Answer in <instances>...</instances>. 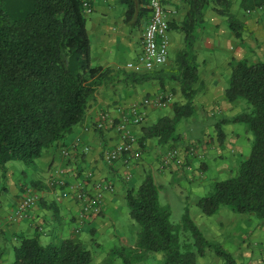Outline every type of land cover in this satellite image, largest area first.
I'll use <instances>...</instances> for the list:
<instances>
[{
	"label": "crops",
	"instance_id": "0c3cea01",
	"mask_svg": "<svg viewBox=\"0 0 264 264\" xmlns=\"http://www.w3.org/2000/svg\"><path fill=\"white\" fill-rule=\"evenodd\" d=\"M134 1L138 16V9L147 8V2ZM166 8L169 57L166 63L148 71L129 70L126 63L135 62L141 53L142 33L150 13L138 25L127 23L122 0H94L92 11L84 13L90 62L110 68L113 79H106L96 87L83 119L61 146L44 150L35 167L11 160L0 168V264H14V248L22 237L37 236L44 245L74 238L92 251L96 263H101L114 247L132 246L137 224L129 215L126 190L137 188L147 175L158 187L160 205L168 206L171 216L175 207L181 217L187 210L205 238L222 247L226 243L234 244L236 261H247L250 257L245 248L247 239L251 235L255 238L254 214L221 207L215 214L206 216L197 202L216 181L233 175L250 150L252 135L247 125L232 121L246 112L249 105L244 99L229 102L225 89L234 62L264 61V0H211L203 6L195 41L198 79L194 84V112L179 119L170 139L160 142L158 137L148 136L147 129L160 118L172 119L175 105L186 103L181 85L172 74L178 73L176 57L184 48L185 38L179 25L189 4L168 3ZM230 16L241 26L239 36L228 25ZM117 70L152 78L135 83L123 75L115 77ZM158 93L170 94L171 101L164 106H142L143 99ZM132 104L144 111L141 123L129 124L137 138L134 148L139 146L140 155L130 160L128 168L121 160L107 166L101 154L117 142L118 133L113 127L96 129L94 123L104 112L115 121L129 116ZM84 146H88L87 152H82ZM63 147L69 150L68 156L61 154ZM171 151L175 155L163 164ZM60 169L64 171L65 183L56 185L54 181ZM88 170L93 171L95 181L111 182L114 191L105 193L99 216L84 220L78 218L79 205L71 188L83 180ZM86 183L89 190L95 189L92 183ZM27 194L36 197V204L26 216L10 222L9 215L16 203ZM234 235L237 240L229 242L227 238ZM116 262L120 263L118 259Z\"/></svg>",
	"mask_w": 264,
	"mask_h": 264
},
{
	"label": "trees",
	"instance_id": "16d2710c",
	"mask_svg": "<svg viewBox=\"0 0 264 264\" xmlns=\"http://www.w3.org/2000/svg\"><path fill=\"white\" fill-rule=\"evenodd\" d=\"M122 1L127 23L138 25L149 13L143 7L137 16L136 2ZM183 1L189 4L179 25L185 35L184 48L176 57L178 73L172 77L180 83L186 103L175 105L172 119L160 118L147 129L146 134L160 142L170 139L179 119L194 112L196 30L202 8L211 0ZM228 25L239 36L241 26L231 16ZM111 71L90 62L80 0H0V168L11 160L33 168L44 150L61 146L83 119L96 87L113 79ZM113 75L135 83L152 78L122 70ZM225 97L229 102L244 99L249 105L232 121L247 125L252 135L250 151L235 173L216 181L197 206L206 216L226 207L264 219V61L234 62ZM125 199L137 224L132 246L114 247L96 263L92 251L74 238L44 245L37 236L22 237L14 248V264H113L116 259L121 264H138L154 253L162 255L163 264H197L207 249L226 264H236L221 245L205 238L187 210L180 222H171V210L160 205L158 187L150 175L137 188H128Z\"/></svg>",
	"mask_w": 264,
	"mask_h": 264
},
{
	"label": "built area",
	"instance_id": "2783aa9c",
	"mask_svg": "<svg viewBox=\"0 0 264 264\" xmlns=\"http://www.w3.org/2000/svg\"><path fill=\"white\" fill-rule=\"evenodd\" d=\"M83 6L84 13L92 11L94 0H80ZM183 0H147L149 9V18L143 29L141 38V53L135 62H127L126 67L132 71L152 70L156 66L167 62L169 57V24L167 20L168 9L166 4H178ZM171 101V95L166 93H158L152 97H147L141 102L142 106L154 105L164 106ZM129 116H122L118 121H115L106 112H104L99 120L94 123L96 129H106L113 127L118 133L117 142L110 148L102 151V161L107 166H112L117 161H122L123 166L128 168L130 160L140 155L139 146L134 148L137 143L136 136L130 131L129 124H139L144 118V111L137 104H132L128 109ZM82 152L88 151V146L81 148ZM64 156L69 155V150L63 147L60 150ZM175 155V151L168 152L163 159V164H166L170 158ZM59 177L55 179L56 185L65 183L62 175L64 171L60 169ZM128 178L129 175L127 174ZM92 183L95 187L93 191L89 190L88 183ZM75 201L79 205L78 218L91 219L100 215L102 210V200L105 193L114 191V186L111 182L95 181L93 171H86L82 181H79L75 186H72ZM36 197L27 194L20 199L12 213L9 215L10 222H17L22 217L26 216L27 211L36 204Z\"/></svg>",
	"mask_w": 264,
	"mask_h": 264
},
{
	"label": "rangeland",
	"instance_id": "374dc122",
	"mask_svg": "<svg viewBox=\"0 0 264 264\" xmlns=\"http://www.w3.org/2000/svg\"><path fill=\"white\" fill-rule=\"evenodd\" d=\"M129 70H131V69H129ZM244 102H246V101H244ZM246 104H248V103L246 102ZM180 213L181 212H178L177 207H175L173 209V214L170 218L171 222L178 223L179 219L181 217ZM243 214H245V213H243ZM255 218H256L255 220L257 222L256 223L257 229H256L255 238H253L251 235V238L247 239V241H249V242L247 243L246 248H245V250L248 252V254L250 256L247 259V261H245V260L236 261V259L238 257H236L237 256V254H236L237 249L234 250L236 248V246L234 244L226 243L224 245L225 248L223 247L225 250H227V251L229 250V253H231L232 257L235 259V262L237 264H264V219H258L257 217H255ZM249 221H251V220H249ZM235 231H238V230H235ZM239 231H240V229H239ZM183 235L185 237H188V234H183ZM234 236L235 237L229 236L227 238V240L229 242L237 240L238 237L236 235H234ZM188 239L191 240L189 237H188ZM126 246H128V245H126ZM113 264H121V263H118L115 260L113 262ZM138 264H163V258H162V255L160 253H154V254H150L147 257H145ZM197 264H226V263L222 258L217 257L211 249H207L205 254L202 257H199L197 259Z\"/></svg>",
	"mask_w": 264,
	"mask_h": 264
}]
</instances>
